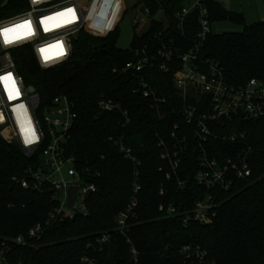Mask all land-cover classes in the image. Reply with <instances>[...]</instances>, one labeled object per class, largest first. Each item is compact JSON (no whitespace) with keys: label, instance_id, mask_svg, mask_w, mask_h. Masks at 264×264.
I'll return each instance as SVG.
<instances>
[{"label":"trees","instance_id":"16d2710c","mask_svg":"<svg viewBox=\"0 0 264 264\" xmlns=\"http://www.w3.org/2000/svg\"><path fill=\"white\" fill-rule=\"evenodd\" d=\"M141 1L150 8V26L141 34L134 32L128 48L117 45V24L104 37L79 31L72 38L69 60L54 68L41 69L28 49L16 52L19 72L25 83L35 88L40 108L58 94H66L72 101L76 119L62 143L64 154L73 158L79 171L84 170L96 191L86 200V215L62 217L52 223L50 216L58 201L50 189L35 192L20 184L29 168L40 167L43 146L28 156L18 143L0 137V248L11 264H192L180 253L184 245L205 251L209 264H264V117L241 122L245 138L236 146L210 141L209 156L245 153L251 170L250 176L236 181L229 192L220 193L211 223L184 226L182 216L168 218L158 210L161 203L173 201L179 213L189 211L206 190L189 181L181 191L175 180H167L165 170L159 169L164 165L159 142L171 143L175 124H179V137L188 132L191 176L199 154L172 83L174 68L169 72L161 71L158 65L142 72L124 70L125 64L135 59V49L157 45L154 36L159 32L163 41L172 34L181 35L174 29L165 32L164 22L153 16L162 10L172 23L184 0ZM208 8L211 23L229 20L243 28L211 33L203 57L214 60L230 84L264 78V20L245 24L240 14L229 12L216 0H209ZM141 77L157 96L166 99L163 118L151 107V98L143 96ZM101 99L117 103L119 109L101 110ZM109 137H122L139 165L125 159ZM135 170L141 189L135 216L127 222L123 235L117 231L115 219L130 200ZM162 188L165 191L160 194ZM49 222L52 224L47 225ZM38 224L45 228L42 235L29 239V229ZM102 234H109L110 241L99 244L97 239ZM17 236H23L25 243L14 244Z\"/></svg>","mask_w":264,"mask_h":264},{"label":"built area","instance_id":"2783aa9c","mask_svg":"<svg viewBox=\"0 0 264 264\" xmlns=\"http://www.w3.org/2000/svg\"><path fill=\"white\" fill-rule=\"evenodd\" d=\"M208 1L184 0L174 12L172 23L159 10L157 14L162 17L156 19L164 22L165 32L174 29L181 35L172 34L163 41V38H158L162 34L159 32L154 36L158 39L155 47L145 44L135 49V59L124 66V70L136 72L155 65L164 72L174 68L172 83L179 93L182 117L193 130L199 154L196 171L191 176L188 168L191 165L188 132L181 133L179 137V124H175L170 133L173 138L171 143L159 142L160 159L164 163L159 169L165 170L166 179H174L177 189L181 191L192 181L206 192L194 200L189 211L179 213L173 201L161 203L158 210L168 218L182 216L184 226L190 222L202 225L211 223L220 193L229 192L236 181L246 179L251 174L247 154L232 152L222 157L209 156L210 141L218 140L236 146L245 138V132L240 129L241 122L264 117V78L253 77L241 85L230 84L219 65L203 57L204 44L212 33ZM92 3L93 0H0V137L6 142L18 143L28 156L43 146L40 150V167L29 168L27 177L21 179L20 184L24 189L35 192L50 189L53 198L58 201L50 216L52 223L66 217L69 187H78L75 203L70 208V218L78 214L86 215L88 194L95 192L96 187L86 180L84 170L79 171L75 167L73 158L64 154L62 143L76 119L72 101L66 94H58L49 105L40 108L37 93L29 91L30 85L25 83L19 72L16 52L28 49L41 69L54 68L67 62L72 52V38L79 31L104 37L114 29L88 25ZM140 4L143 8L137 9L139 12L133 27L137 34L146 31L151 22L150 8L144 1ZM12 8L18 11L12 12ZM122 12L116 16V24ZM140 85L143 96L151 98V107L159 118H163L162 107L166 99L157 96L156 90L143 77L140 78ZM188 89L193 91L192 94L187 93ZM98 106L104 111L119 109V105L111 100L101 99ZM123 114L127 116L125 111ZM109 140L114 142L125 159L139 165V160L122 137H109ZM140 189L138 171L135 170L130 200L115 219L120 234L124 235L127 222L135 216ZM164 191L162 188L160 194ZM44 229L38 224L29 229L27 236L38 239ZM109 241V234H102L97 239L99 244ZM13 243L24 244L25 239L17 236ZM4 251L0 248V264H11ZM131 253L136 261L133 247ZM180 253L192 264H209L206 252L198 246L184 245ZM84 262L88 260L84 259Z\"/></svg>","mask_w":264,"mask_h":264},{"label":"rangeland","instance_id":"374dc122","mask_svg":"<svg viewBox=\"0 0 264 264\" xmlns=\"http://www.w3.org/2000/svg\"><path fill=\"white\" fill-rule=\"evenodd\" d=\"M223 8L229 12L240 14L245 24H251L264 20V2L263 0H216ZM141 0H93L91 14L87 20L88 25L107 29L119 27V36L117 45L121 48H128L134 32V21L138 8H143ZM123 11V12H122ZM122 12L118 23H115L116 16ZM154 18H161V14H156ZM243 25L229 20L214 21L212 23V33L222 34L228 32H239ZM90 29V28H88ZM86 32V31H85ZM101 32V31H100ZM87 33V32H86ZM91 35V34H90ZM94 36V35H92ZM98 37V36H97ZM65 170V169H64ZM55 181L58 180L54 178Z\"/></svg>","mask_w":264,"mask_h":264},{"label":"water","instance_id":"95a60500","mask_svg":"<svg viewBox=\"0 0 264 264\" xmlns=\"http://www.w3.org/2000/svg\"><path fill=\"white\" fill-rule=\"evenodd\" d=\"M29 91L34 92L35 88L33 86H29L28 87ZM192 90L188 89L187 93L188 94H192ZM77 190L78 187L77 186H71L69 187L68 191H67V198H66V211H65V216L68 217L70 214V208L74 205L75 200H76V195H77ZM89 196V194H88Z\"/></svg>","mask_w":264,"mask_h":264},{"label":"crops","instance_id":"0c3cea01","mask_svg":"<svg viewBox=\"0 0 264 264\" xmlns=\"http://www.w3.org/2000/svg\"><path fill=\"white\" fill-rule=\"evenodd\" d=\"M119 21V20H118ZM118 23V22H117Z\"/></svg>","mask_w":264,"mask_h":264}]
</instances>
